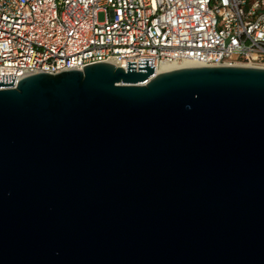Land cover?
Masks as SVG:
<instances>
[{
  "label": "water",
  "instance_id": "obj_1",
  "mask_svg": "<svg viewBox=\"0 0 264 264\" xmlns=\"http://www.w3.org/2000/svg\"><path fill=\"white\" fill-rule=\"evenodd\" d=\"M94 62L0 81V264H264V67Z\"/></svg>",
  "mask_w": 264,
  "mask_h": 264
},
{
  "label": "built area",
  "instance_id": "obj_2",
  "mask_svg": "<svg viewBox=\"0 0 264 264\" xmlns=\"http://www.w3.org/2000/svg\"><path fill=\"white\" fill-rule=\"evenodd\" d=\"M139 59L264 67V0H0V81Z\"/></svg>",
  "mask_w": 264,
  "mask_h": 264
},
{
  "label": "bare ground",
  "instance_id": "obj_3",
  "mask_svg": "<svg viewBox=\"0 0 264 264\" xmlns=\"http://www.w3.org/2000/svg\"><path fill=\"white\" fill-rule=\"evenodd\" d=\"M191 66H195L193 64H184L183 66L182 65H174V64H165L163 65L159 70L158 72H161V71H168V70H172V69H176V68H179V67H191Z\"/></svg>",
  "mask_w": 264,
  "mask_h": 264
},
{
  "label": "rangeland",
  "instance_id": "obj_4",
  "mask_svg": "<svg viewBox=\"0 0 264 264\" xmlns=\"http://www.w3.org/2000/svg\"><path fill=\"white\" fill-rule=\"evenodd\" d=\"M99 19H103V15L102 14L99 15Z\"/></svg>",
  "mask_w": 264,
  "mask_h": 264
}]
</instances>
